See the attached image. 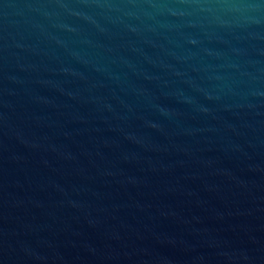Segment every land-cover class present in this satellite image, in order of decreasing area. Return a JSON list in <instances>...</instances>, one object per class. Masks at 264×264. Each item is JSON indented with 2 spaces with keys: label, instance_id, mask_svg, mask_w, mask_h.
Here are the masks:
<instances>
[{
  "label": "water",
  "instance_id": "1",
  "mask_svg": "<svg viewBox=\"0 0 264 264\" xmlns=\"http://www.w3.org/2000/svg\"><path fill=\"white\" fill-rule=\"evenodd\" d=\"M0 264H264V0H0Z\"/></svg>",
  "mask_w": 264,
  "mask_h": 264
}]
</instances>
